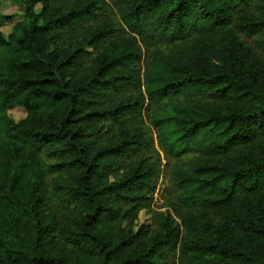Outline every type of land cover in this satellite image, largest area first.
Instances as JSON below:
<instances>
[{"label":"trees","instance_id":"obj_1","mask_svg":"<svg viewBox=\"0 0 264 264\" xmlns=\"http://www.w3.org/2000/svg\"><path fill=\"white\" fill-rule=\"evenodd\" d=\"M24 1L0 30V264H264V0H112L119 23L108 0ZM219 41L231 63L196 67ZM146 105L176 161L170 209L135 229L160 157L119 165ZM221 209L217 231L183 215Z\"/></svg>","mask_w":264,"mask_h":264},{"label":"rangeland","instance_id":"obj_2","mask_svg":"<svg viewBox=\"0 0 264 264\" xmlns=\"http://www.w3.org/2000/svg\"><path fill=\"white\" fill-rule=\"evenodd\" d=\"M109 1L108 13L116 22H121L120 16L116 5L112 0ZM36 10L39 12L41 10V4H37ZM29 19L25 15V1L24 0H0V30L3 35L9 38L18 26H25L28 23ZM244 38V37H242ZM227 41H219L216 49H209L207 47L205 50H202L201 46H195L194 49V60L195 66L198 67L200 64L210 60V65L213 71L221 68L225 63H231L232 58H230L229 50L227 49ZM89 56L87 59H90V55L93 56V53L96 52L94 48H88ZM211 53V54H209ZM203 55H205L203 57ZM212 55V56H211ZM210 58V59H209ZM146 55H144L143 60L140 65L142 68V80L136 86L133 87V90H145L144 76L143 71L145 68ZM244 69L251 74L255 69V64L253 63L252 58L247 57L242 64ZM147 105L143 108V129L145 131L146 137L149 140L148 147H142L138 150L128 151L124 156H120V167L119 172H122L129 162L138 159L139 157L145 155L148 157H160L161 163V173L156 181L155 188L150 195V201L147 207H143L137 216L135 229H138L141 225H152V217L155 211H167L170 209L168 207L169 199L172 196L171 183L169 180V169L170 165L176 160L173 157H169L164 150L160 147L157 131L155 127L148 120ZM7 115L14 121H19L27 116V109L24 106L16 105L7 109ZM192 153H188L185 157L191 156ZM173 213V210L171 209ZM226 210H218L213 213H206L205 215H200L193 213L191 215L188 211L184 212V216L187 219V222L190 224L194 230H199L200 225H207L211 227L212 230L217 231L223 221V218L226 214ZM178 223L182 225V221L177 218ZM177 255V254H176ZM176 255L170 257V263H176Z\"/></svg>","mask_w":264,"mask_h":264}]
</instances>
